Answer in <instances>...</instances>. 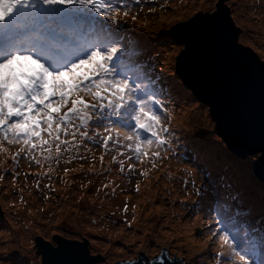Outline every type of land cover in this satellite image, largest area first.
<instances>
[{"label":"snow or ice","instance_id":"6c2138e0","mask_svg":"<svg viewBox=\"0 0 264 264\" xmlns=\"http://www.w3.org/2000/svg\"><path fill=\"white\" fill-rule=\"evenodd\" d=\"M142 2L0 0V169L7 171L5 166L11 161L14 187L21 175L17 171L21 159L27 161L29 167H39L40 171L34 174L24 173L25 180L33 175V186L38 190L40 179L46 177L51 181L61 163L87 161L90 165L88 173L101 175L102 172L95 169V155L89 160L88 154L92 153L89 145L104 150L99 156L102 168L105 155L119 149L117 155L124 159L117 161V156H113L112 161L119 163L121 172L125 163L133 173V161L144 163L147 158L156 161L176 155L180 137L175 135L172 126L174 109L169 103L178 104L179 99L184 98L182 86L176 84L174 76L165 81L163 73H157L154 65L135 66L128 51L130 45L144 48L153 43L142 33H129L127 27L129 20L133 25L138 23L139 14L143 12L138 6ZM230 6L231 18L220 8L219 0L216 5L212 0H199L197 12L190 14L186 22H176L175 18L167 21L171 31L160 32L157 41L164 45H183L182 49H171L177 64L191 51L194 43L206 36H214L226 47L234 48L235 21L243 9L235 3ZM137 7L138 11L134 12ZM192 7H197L195 2ZM201 10L203 14H200ZM156 11V8H148L149 13ZM180 20L185 18L181 16ZM141 26L146 27L147 21ZM235 51L239 54L238 49ZM261 72L264 74V68ZM204 136V133L186 136L184 145L189 160L201 172L206 170L202 164L210 158ZM256 151L258 161L264 163V147L252 150ZM162 152L166 155H161ZM193 156L195 160H192ZM83 167V164L79 169L64 167L61 183L67 184L65 178L70 173L83 171ZM152 167H156L155 162ZM184 171L192 175L193 169ZM140 175L146 173L141 171ZM5 178L0 175V181ZM209 181L198 188L193 179L189 196L200 198L195 205L205 210L210 218L213 206L216 207L219 219L213 218L214 223L209 226V240L219 249L214 253L215 264H264V208L261 209L259 231L249 230L242 236L225 203L232 198L231 191L216 181ZM111 183L96 188L95 194L108 189ZM90 185L91 180L88 184L80 183L77 204L85 200ZM45 187L55 191L51 183ZM112 191L114 193L115 189ZM136 191H140L139 183ZM44 199H49L47 194ZM20 203H25L23 196ZM132 208L135 213L136 206L132 205ZM123 211H128L127 202ZM246 220L249 229L255 226L251 215ZM217 222L221 225L219 228L215 226ZM92 223L95 224V220ZM128 227H131L130 223ZM50 231L51 228L41 229L39 235L47 236ZM58 231L66 230L61 227ZM66 234L78 235L79 230ZM0 237L5 238V242L0 243V259H4L12 234L0 232ZM28 241L50 255L59 254L64 246L55 236L47 244L33 235H29ZM52 244L61 247L54 249ZM80 257L74 264H94L88 259L86 250L80 252ZM13 264H27V260L17 258ZM127 264H140L139 258L127 261ZM144 264L178 262L169 261L162 250L160 257L146 259ZM189 264H195V261Z\"/></svg>","mask_w":264,"mask_h":264},{"label":"rangeland","instance_id":"374dc122","mask_svg":"<svg viewBox=\"0 0 264 264\" xmlns=\"http://www.w3.org/2000/svg\"><path fill=\"white\" fill-rule=\"evenodd\" d=\"M230 1L232 4H239L243 9L242 13L237 14L236 20L244 33L247 34L246 42L254 49L259 58L264 60V5L262 6L263 12L257 14L258 6L255 0ZM169 2L171 4L157 9L153 13L154 17L151 16V13H140L136 25H133L132 21L129 20L127 25L130 30H138L142 34L148 31L151 37L154 38L160 32H169L171 30L168 23L161 25L158 22V17L165 15L162 13H171L175 10V12H180L181 15L185 12L184 15H186L199 8V0H185V2H182V0H170ZM194 2L197 7H192ZM168 5L171 6L169 7ZM180 6H183L182 9H180ZM187 6L192 8L188 9ZM133 11H138V7L134 8ZM241 15L243 18H240ZM145 20L150 25L142 27L141 25ZM246 23L249 26H246ZM132 46L130 45L129 49H132ZM176 47V45H164L161 43V48H159L160 56L156 55L151 49L146 55L147 61L154 65L155 71L163 73L165 81L168 77L174 76L176 84L182 86L185 94L183 99H179L178 104L169 103V107L174 109L172 126H176L175 134L185 129L187 137H191L196 133H204L205 136L203 138L208 143H213L219 152H226L231 159L230 164L232 165H229L230 169L228 166L229 170H227V163L218 162V165H221L219 173L223 175L218 183L222 188H227L232 192L233 185L243 182L251 185L254 181L257 183L258 189L252 191L249 195L246 194L245 200L238 199L235 192L232 193L231 200L234 199L232 202L234 210L240 208L243 213H246L244 216L247 218L249 215L254 216V228L260 229L262 207L256 206L254 208L250 206L251 202H255L256 205H264V195H258L259 190L264 193V182L252 170V163L258 154L242 158L230 151L225 141L222 140L215 130V122L210 114L209 106L199 100L176 73V59L172 58L175 53L171 52V49ZM148 49L149 47H147ZM168 56H170L169 59L167 58ZM210 132H215L216 134L209 137L206 134ZM181 142L185 145V138ZM89 146L92 147V153L88 154L89 160L94 154L97 158L95 169L97 172H102L101 175H97L95 172L88 173L87 170L90 165L87 161L74 160L68 165L61 163L55 175L51 176V181L46 177L40 179L39 190L33 186V175H29L27 180L24 178V173L34 174L40 171L39 167L36 165L29 167L27 161L23 159L20 160L17 168L21 175L17 178L16 186L14 187L13 184L7 185V182H12V165L11 161H9L5 166L7 171L0 169V175L6 177L4 181H0V225L7 222V208H10L9 205L14 203L16 206L10 209L16 210L19 214V223L34 224L33 236L39 237V230L48 228H51V231L46 236L49 239L61 233L58 231L61 227L66 230L62 233L67 238L75 236L66 234L67 231L76 232L79 230V234L87 231L93 242L87 247L89 250H98L94 256L98 258L97 260L100 264H114V261L126 256L134 247L142 243L146 244L150 254H160L163 250L165 254L176 253L178 258L185 264H189L190 261H195V264H215L214 253L219 251V249L212 240H209L211 235L209 226L214 223L213 218L217 221L219 219L216 216V207L213 206L212 218H210L209 215L205 214V210L201 209L199 205H195V202L200 198L194 195L189 196V193L192 190L193 179L199 188L205 181H209V178H211V181H215L210 177L209 173L216 172L209 170L201 172L196 169L194 163L189 160L188 153L184 148H177L176 155L171 159L153 161L147 158L144 163L133 161L135 165V172L133 173L129 172L127 163H125L124 171L121 172L119 163L112 161L113 156H117V161L124 159L117 155L119 149L105 155L102 168L99 156L104 150L98 146ZM81 153L84 154L83 149H81ZM161 155L166 154L162 152ZM229 158L223 159L227 160ZM192 159L195 160V156ZM153 162L156 163L155 168L152 167ZM81 164L84 165L83 171L70 173L65 178L68 183H61L60 177L63 176L64 167L79 169ZM46 168L47 164H45ZM186 168L193 169L192 175L184 171ZM244 170H247L248 173L244 174ZM141 171H144L146 175L141 176ZM89 180L92 181V185L89 186L88 195L85 200L77 204L76 200L80 195V183L88 184ZM110 181L112 183L108 189H105L99 195L95 194L96 188ZM49 183L52 184L55 191L45 187ZM138 183L140 185L139 192L136 191ZM113 188L115 189L114 193L112 191ZM44 194L49 197L47 201L44 199ZM21 196H23L25 201L24 204L20 203ZM160 201H162L161 204H159ZM125 202L128 204L127 213L123 211ZM225 203L230 208L231 204L227 201ZM241 204L244 206H240ZM132 205L136 206L135 213ZM157 208L159 213L156 211ZM133 216H135L134 220ZM11 219L13 221L12 216ZM165 219H169L170 224H166L165 227L163 226V231H159L157 225L161 220ZM93 220H95V224L92 223ZM126 221L131 224L130 228ZM236 221V227H239L241 234H244L249 227L247 220H242L241 217H238ZM19 223H16L15 229L19 227ZM185 223L191 229V236L189 235V238L186 239H190L192 242L183 241L181 239L182 236L174 234L175 232L170 228L175 224ZM8 226V224H5L0 227V232L8 228ZM215 226L219 228L221 225L217 222ZM89 228L92 230L88 231ZM12 233H16V235H12V237H15L9 244L14 242L13 246L16 250L23 244L26 247L25 235L21 234V229L12 231ZM159 235L161 238L154 242V237ZM4 242L5 238H0V243ZM28 247L30 248L31 258L28 259L27 263L32 264L37 253V245L30 242ZM8 253L9 255L16 254L17 251ZM203 256L204 259H202ZM13 261V259L7 260L3 264H8L9 262L13 264Z\"/></svg>","mask_w":264,"mask_h":264},{"label":"water","instance_id":"95a60500","mask_svg":"<svg viewBox=\"0 0 264 264\" xmlns=\"http://www.w3.org/2000/svg\"><path fill=\"white\" fill-rule=\"evenodd\" d=\"M217 2L218 0H212L213 5ZM219 4L231 18V1L219 0ZM196 12L197 10L183 15L184 21L180 20L181 16L175 20L186 22L187 17ZM200 14H203L202 10ZM232 39L234 48L226 47L214 36L198 40L191 51L180 60V65L176 60L175 69L194 95L209 106L215 130L230 151L244 158L253 149L264 147V74L261 72L264 60L246 45V35L237 20ZM177 47L182 49L183 45ZM235 49L239 50V54ZM252 154H258V151ZM252 170L264 182V163L256 158L252 163ZM55 237L63 241L61 252L50 255L37 246L32 264H74L81 258L82 250H86L88 259L94 261V264H100L94 256L98 250H89L87 247L93 243L87 231L70 238L61 232ZM51 238L41 235L38 237L45 244ZM51 247L55 249L61 246L52 244ZM165 256L169 261L175 260L178 264L183 262L176 253ZM153 257H160V254H150L146 244L142 243L126 256L114 261V264H127V261L137 258L140 264H144V260H152Z\"/></svg>","mask_w":264,"mask_h":264},{"label":"bare ground","instance_id":"6f19581e","mask_svg":"<svg viewBox=\"0 0 264 264\" xmlns=\"http://www.w3.org/2000/svg\"><path fill=\"white\" fill-rule=\"evenodd\" d=\"M262 1L263 0H258L259 4H262ZM183 6H180V9H182ZM188 9H191L192 7L191 6H187ZM174 12V13H173ZM162 14H165V15H160L158 17V22L161 24V25H166L167 21H170V20H173V18H178L182 15L185 14V12L181 15L180 12H175V10H173L171 13H162ZM163 18V21L162 19ZM150 24L147 23V26H149ZM246 26H249L247 23L245 24ZM146 26V27H147ZM245 35H247L245 33ZM154 45L158 46V49L161 48V44L160 43H157V37L155 36L154 37ZM146 48V47H144ZM145 49L141 52H144ZM162 52V50H161ZM168 59L170 58V56L167 57ZM180 65V63H179ZM175 66H176V61H175ZM180 132V131H179ZM176 136L180 137V140H179V143L181 142V139H182V136L180 135H177L175 134ZM213 147V144L212 143H208L207 145V151L208 153H210V150H212ZM230 161L231 159H222V160H219V162H222V163H227L229 165H232L230 164ZM217 166L216 165H213L210 167L211 170H214ZM229 169H230V166H229ZM228 169V170H229ZM244 174H247L248 171L247 170H244L243 171ZM8 184H12V182H7V185ZM257 183L254 181L251 185H248L247 182H243V183H239L238 185H233L232 188H233V191L231 193H234L235 192V195L238 199L240 200H245L246 199V194H250L252 193V191H256L258 188H257ZM258 195H264L263 191L262 190H259L258 191ZM162 201L159 202V204H161ZM240 206H244V205H240ZM251 207H262L264 208V205H256L255 202H251L250 204ZM11 208V207H10ZM10 208H7V212H6V216H7V222L5 224H8V228H5L3 229V231L1 232H8V233H11L12 235L16 233H12V231H16L17 229H21V234H24L25 235V240H26V247H24L25 244L21 245L20 248L18 250L15 249V247L13 246L14 245V242L12 244H9V252H15L17 251L16 254H11L9 255V253L7 254V257L4 258V259H0V264H3L4 262H7V260H11L13 259L14 261L17 259V258H23L25 260L28 261L29 258H31V255H30V248L28 247V237L29 235H32L33 232H34V229H35V226L33 223L31 224H27L26 222H20V218H19V214L16 212V210H12ZM253 209V208H252ZM157 213H159L158 211V208L156 209ZM11 216L13 218V221L11 219ZM16 223H19V227H17L16 229L14 228V226L16 225ZM3 224V225H5ZM166 224H170V220L169 219H165V220H161L160 223L157 225V229L159 231H163L164 227ZM3 225H0V227H2ZM164 226V227H163ZM171 230L173 232H175L174 234L178 235V236H182L181 239L184 240H187L186 242H192L190 239H186V238H189V235L191 233V229L189 226H187V223L185 224H175L173 226L170 227ZM18 232V231H17ZM124 236V235H123ZM191 236V235H190ZM15 237V236H14ZM14 237H12V239H14ZM0 238H3V237H0ZM158 238H161V236L159 235L158 237L155 236L154 237V242L157 241ZM16 258V259H15ZM203 259V258H202ZM10 264V262L8 263ZM28 264V263H27Z\"/></svg>","mask_w":264,"mask_h":264},{"label":"clouds","instance_id":"9594fccd","mask_svg":"<svg viewBox=\"0 0 264 264\" xmlns=\"http://www.w3.org/2000/svg\"><path fill=\"white\" fill-rule=\"evenodd\" d=\"M255 2H257V6H258V8H257V14H260V13H262L263 12V5H264V0L262 1V4H259V2H258V0H255ZM246 44H248L247 42H246ZM247 46H249V47H251L249 44L247 45ZM252 48V47H251ZM252 50L254 51V49L252 48ZM255 52V51H254ZM257 54V53H256ZM258 55V54H257ZM259 57V56H258ZM261 59V58H260Z\"/></svg>","mask_w":264,"mask_h":264},{"label":"trees","instance_id":"16d2710c","mask_svg":"<svg viewBox=\"0 0 264 264\" xmlns=\"http://www.w3.org/2000/svg\"><path fill=\"white\" fill-rule=\"evenodd\" d=\"M219 156H220V159L222 158V155H221V153H219ZM231 166V165H230ZM249 168H250V166H249ZM234 200V199H233Z\"/></svg>","mask_w":264,"mask_h":264}]
</instances>
